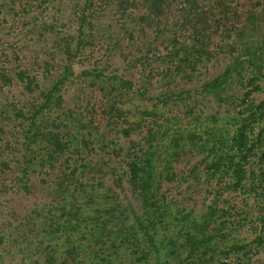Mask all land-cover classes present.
<instances>
[{
	"label": "rangeland",
	"instance_id": "rangeland-1",
	"mask_svg": "<svg viewBox=\"0 0 264 264\" xmlns=\"http://www.w3.org/2000/svg\"><path fill=\"white\" fill-rule=\"evenodd\" d=\"M50 1L0 0V264H264V191L220 190L231 181L216 170L226 152L213 138L234 132L250 68L200 90L239 52L188 44L139 69L114 51L98 71L88 53L62 81L66 30L51 19L71 0L56 13ZM141 151L148 199L122 194L115 174Z\"/></svg>",
	"mask_w": 264,
	"mask_h": 264
},
{
	"label": "trees",
	"instance_id": "trees-1",
	"mask_svg": "<svg viewBox=\"0 0 264 264\" xmlns=\"http://www.w3.org/2000/svg\"><path fill=\"white\" fill-rule=\"evenodd\" d=\"M50 4L56 13L60 1H50ZM63 9L66 14L51 19L66 30L60 39V56L67 66L62 81L71 75L73 64L69 60L83 59L88 53L98 55L99 60L93 65L94 71H98V63L114 51L124 54V59L139 69L156 54H187L188 44L204 55L231 56L239 52L242 57L235 58L232 66L221 76L204 83L200 90L213 94L232 76L239 77V65L248 64L251 73L242 79L246 91L239 103L244 108L239 113V122L235 123L233 133L230 129H219L213 135L214 143L226 152L218 158L216 170L231 181L220 189L222 192L246 188L250 193L253 188L264 191V0H71ZM46 20L47 17L41 24L44 28ZM113 23L122 35L116 37L115 30L108 32ZM164 38L166 45L158 51L164 45L159 40ZM245 38L254 42L247 46L243 42ZM124 84L120 82L117 88H124ZM94 92H86V97L93 96ZM50 103L47 101L45 106ZM124 137L128 138L129 134L126 132ZM121 165L122 169L115 174L122 194L130 192L148 199L153 190L149 153H131ZM127 200L125 208L129 209L133 205ZM69 253L73 255L74 251Z\"/></svg>",
	"mask_w": 264,
	"mask_h": 264
}]
</instances>
